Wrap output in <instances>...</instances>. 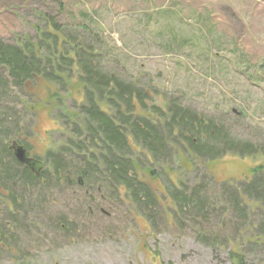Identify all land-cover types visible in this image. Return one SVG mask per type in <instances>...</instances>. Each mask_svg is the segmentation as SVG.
<instances>
[{
	"label": "rangeland",
	"instance_id": "rangeland-1",
	"mask_svg": "<svg viewBox=\"0 0 264 264\" xmlns=\"http://www.w3.org/2000/svg\"><path fill=\"white\" fill-rule=\"evenodd\" d=\"M48 16L87 41L85 26L102 36L98 47L112 70L149 83V106L168 99L214 119L245 155L227 150L203 161L173 141L169 163L156 167L167 171L161 182L140 171L158 189L154 203L133 204L124 192L109 201L101 197L110 191L93 188L85 196L94 199L83 203L78 185L41 192L12 182L9 192L25 203L10 211L0 187V233L7 232L0 264H232L234 245L249 264H264V0H0V43L34 42ZM6 76L0 69V125L7 136L22 132L29 156L49 165L52 150L40 138L70 142L54 119L62 109L54 106L51 117L48 105L30 112ZM64 99L72 111L73 96ZM144 116L159 120L151 111ZM48 123L57 128L45 129ZM73 155L68 165L76 169ZM170 178L184 180L175 201L164 194ZM252 180L260 204L246 198Z\"/></svg>",
	"mask_w": 264,
	"mask_h": 264
},
{
	"label": "trees",
	"instance_id": "trees-1",
	"mask_svg": "<svg viewBox=\"0 0 264 264\" xmlns=\"http://www.w3.org/2000/svg\"><path fill=\"white\" fill-rule=\"evenodd\" d=\"M83 29L90 33L91 41L82 33L77 37L49 17L43 27H37L34 42L0 43V69L6 71V84L15 95L23 97L24 106L34 114H40L42 107L48 105L51 117L54 106L61 107L60 118L54 119L62 123V130L68 132L70 139L55 153L48 152L49 165L34 159L33 170L19 162L10 149L13 141L23 142L29 148L22 132L16 130L7 136L0 125V187L6 191L2 198L8 201L10 211L22 210L25 203L18 194L9 192L8 184L12 182L23 185L25 190L38 188L41 192L52 186L78 185L85 198L93 188L95 192L110 191L101 197L109 201L116 195L120 198L124 192L133 204L154 203L158 189L145 178L140 180V171L146 179L161 182L167 171L159 172L156 167L169 163L173 141L203 161H215L227 150L245 155L236 149L239 143L229 131L214 119L201 118L195 111L168 99L162 107L153 103L149 106L147 100L153 97L149 83L143 86L115 73L108 64L106 51L98 47L104 43L102 36L86 26ZM114 62L118 64L119 60L114 58ZM62 90L66 92L63 96ZM67 95L76 101L72 111L65 103ZM146 111L157 114L159 120L145 117ZM74 152L78 159L76 169L68 165ZM165 181L168 192L164 194L172 200L178 198L177 189L184 186V180ZM254 189L252 180L245 187L249 194L246 198L260 204L261 197L253 195ZM91 197L81 202L93 200ZM1 235L6 239V230ZM229 258L232 264H249L238 245L230 249Z\"/></svg>",
	"mask_w": 264,
	"mask_h": 264
},
{
	"label": "clouds",
	"instance_id": "clouds-1",
	"mask_svg": "<svg viewBox=\"0 0 264 264\" xmlns=\"http://www.w3.org/2000/svg\"><path fill=\"white\" fill-rule=\"evenodd\" d=\"M45 129H56L57 125L55 123H48L44 125ZM41 144L43 146L44 150H56L59 147V142L55 141L54 138L49 137L47 135L42 136L41 138Z\"/></svg>",
	"mask_w": 264,
	"mask_h": 264
},
{
	"label": "water",
	"instance_id": "water-1",
	"mask_svg": "<svg viewBox=\"0 0 264 264\" xmlns=\"http://www.w3.org/2000/svg\"><path fill=\"white\" fill-rule=\"evenodd\" d=\"M10 148L14 150V155L19 162L25 164H29L31 162L32 159L28 156L27 148L24 145L13 142Z\"/></svg>",
	"mask_w": 264,
	"mask_h": 264
},
{
	"label": "flooded vegetation",
	"instance_id": "flooded-vegetation-1",
	"mask_svg": "<svg viewBox=\"0 0 264 264\" xmlns=\"http://www.w3.org/2000/svg\"><path fill=\"white\" fill-rule=\"evenodd\" d=\"M28 166H30V167L33 169V164H29ZM63 221H64V220H61V222H60V228H61V229L64 228L65 230H67V229H68V226H67L66 224L63 225V224H62ZM65 226H66V227H65ZM64 229H63V230H64ZM72 230H73V229L71 228V231H72Z\"/></svg>",
	"mask_w": 264,
	"mask_h": 264
}]
</instances>
